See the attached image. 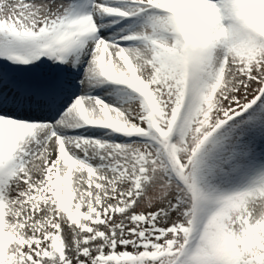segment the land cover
Masks as SVG:
<instances>
[{"label": "snow or ice", "instance_id": "1", "mask_svg": "<svg viewBox=\"0 0 264 264\" xmlns=\"http://www.w3.org/2000/svg\"><path fill=\"white\" fill-rule=\"evenodd\" d=\"M0 264H264V0H0Z\"/></svg>", "mask_w": 264, "mask_h": 264}]
</instances>
